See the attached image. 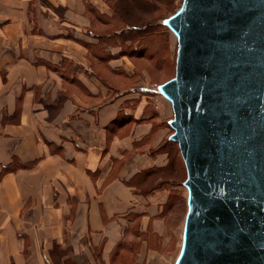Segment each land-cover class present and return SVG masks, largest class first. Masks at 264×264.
Instances as JSON below:
<instances>
[{
  "label": "crops",
  "instance_id": "crops-1",
  "mask_svg": "<svg viewBox=\"0 0 264 264\" xmlns=\"http://www.w3.org/2000/svg\"><path fill=\"white\" fill-rule=\"evenodd\" d=\"M122 1L0 0V264L173 263L170 189L136 183L169 163L158 100L93 34Z\"/></svg>",
  "mask_w": 264,
  "mask_h": 264
},
{
  "label": "water",
  "instance_id": "water-1",
  "mask_svg": "<svg viewBox=\"0 0 264 264\" xmlns=\"http://www.w3.org/2000/svg\"><path fill=\"white\" fill-rule=\"evenodd\" d=\"M162 24L176 72L157 91L188 189L174 264H264V0H182Z\"/></svg>",
  "mask_w": 264,
  "mask_h": 264
},
{
  "label": "rangeland",
  "instance_id": "rangeland-1",
  "mask_svg": "<svg viewBox=\"0 0 264 264\" xmlns=\"http://www.w3.org/2000/svg\"><path fill=\"white\" fill-rule=\"evenodd\" d=\"M180 1L124 0L118 4L115 2L114 8L116 7V10H114L115 14L112 18L109 19L110 25L93 31L94 36L100 34L99 36L104 38L110 47L121 48L122 55L130 59V63L126 64L134 66V78L138 77L141 91L143 88H150V95L158 100L156 102V110L158 111L147 109L140 117L142 120L147 118L152 120L151 117L154 114L160 116L161 121L159 123H152L154 124L153 129L158 130L160 126L165 128V134L159 143L157 152L166 153L169 163L165 167L149 170L151 172L149 176H146V172L143 173L136 183H142L139 184L142 192L158 186L170 189V199L165 213L167 225H171V230L168 231L170 242L166 251L171 255L179 245L184 213H187L188 210V189L184 184L187 178V169L178 142L169 138L174 131L169 124V120L173 117L171 102L164 95L158 93L157 85L172 78L176 72L178 39L168 26L162 24V18L167 16L169 18L170 14L181 6ZM123 11H127V13ZM132 28L134 30L131 33L112 37L116 31ZM93 52L94 72L104 82L111 83L112 74L109 68H106L105 63L113 55H107V52L102 51L100 45L96 46ZM99 56H103V60ZM120 68L125 67L121 65ZM125 71L126 69H121V73H125ZM134 81L135 79L127 82L124 87L122 86V90H127Z\"/></svg>",
  "mask_w": 264,
  "mask_h": 264
},
{
  "label": "trees",
  "instance_id": "trees-1",
  "mask_svg": "<svg viewBox=\"0 0 264 264\" xmlns=\"http://www.w3.org/2000/svg\"><path fill=\"white\" fill-rule=\"evenodd\" d=\"M140 3H141V1H140ZM149 4H151L150 2H148ZM166 17H164V18H162V20L163 19H165ZM135 28V27H134ZM134 28H132V29H130V30H122V31H116V32H114L115 34L114 35H112V37H118V36H120V35H122L123 33H125V34H127V33H131L133 30H134ZM101 41H103L104 43H105V39L104 38H101ZM120 41V40H119ZM172 134V133H171ZM150 171H147L145 174H146V176H149L150 175ZM160 188H163V187H160V186H158V187H154V188H152L153 190H155V189H160ZM151 189V190H152Z\"/></svg>",
  "mask_w": 264,
  "mask_h": 264
},
{
  "label": "bare ground",
  "instance_id": "bare-ground-1",
  "mask_svg": "<svg viewBox=\"0 0 264 264\" xmlns=\"http://www.w3.org/2000/svg\"><path fill=\"white\" fill-rule=\"evenodd\" d=\"M181 3H182V0L180 1V5H181ZM180 7V6H179ZM179 7L176 9V11L179 9ZM175 11V12H176ZM175 12H173L172 14H174ZM172 14H170V15H172ZM168 17V16H167ZM177 40V39H176ZM177 48V47H176ZM176 52H177V50H176ZM158 86V85H157ZM185 214L186 213H184V217H183V222H182V226H181V234H180V237H179V245H178V249H177V252H176V254H175V256H174V259H173V263L172 264H174V262H175V259H176V257H177V255H178V253H179V250H180V247H181V243H182V234H183V228H184V223H185Z\"/></svg>",
  "mask_w": 264,
  "mask_h": 264
}]
</instances>
